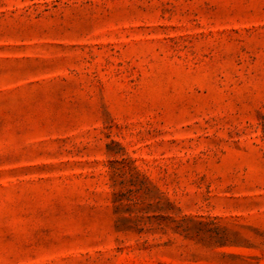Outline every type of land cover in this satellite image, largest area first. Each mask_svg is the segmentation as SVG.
<instances>
[{"label":"rangeland","instance_id":"obj_1","mask_svg":"<svg viewBox=\"0 0 264 264\" xmlns=\"http://www.w3.org/2000/svg\"><path fill=\"white\" fill-rule=\"evenodd\" d=\"M0 264H264V0H0Z\"/></svg>","mask_w":264,"mask_h":264}]
</instances>
